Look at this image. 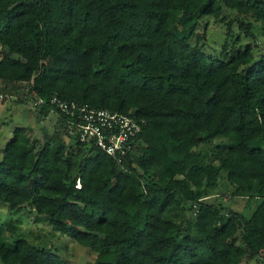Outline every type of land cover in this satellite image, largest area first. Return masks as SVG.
<instances>
[{"label":"trees","instance_id":"trees-1","mask_svg":"<svg viewBox=\"0 0 264 264\" xmlns=\"http://www.w3.org/2000/svg\"><path fill=\"white\" fill-rule=\"evenodd\" d=\"M246 18L264 36V0H0V91L144 121L117 162L68 137L47 101L34 107L60 132L37 145L12 129L0 204L28 203L92 264L264 263V50L224 41L217 58L197 32L202 19L235 20L252 35ZM214 141L209 158L197 150ZM221 171L227 197L257 200L248 216L206 200ZM13 232L0 225V264H70Z\"/></svg>","mask_w":264,"mask_h":264},{"label":"rangeland","instance_id":"rangeland-1","mask_svg":"<svg viewBox=\"0 0 264 264\" xmlns=\"http://www.w3.org/2000/svg\"><path fill=\"white\" fill-rule=\"evenodd\" d=\"M225 16L234 18L233 13L225 14ZM245 20L251 22L252 35H245L243 31L238 29L235 20H233L230 28L220 22L200 20L197 25V32H204L205 34L204 51L220 58L221 44L228 41L229 45L234 47L248 44L254 54L261 53L264 50V36L260 23L249 18ZM0 92L2 93L0 99V158L4 144L9 140L14 127H24L37 145L41 144L43 136L60 132L53 112L41 117L34 114L35 109L29 106L25 88L11 95ZM216 142L214 141L210 145L202 144L197 150L209 158ZM68 149L76 150L72 142L69 143ZM230 190L225 181L224 172L221 171L216 186L211 189V195L206 200L221 202L232 210L248 216L257 200L246 197H227L226 195ZM8 223L14 226V232L9 237V241L19 237L35 246L50 248L54 254L70 264H92L93 262V254L88 249L76 244L69 237L54 231L48 225L46 218L35 213L28 203H24L17 210L10 209L6 204H0V225L5 226ZM247 264L264 263L261 260L259 262V260L251 259Z\"/></svg>","mask_w":264,"mask_h":264},{"label":"built area","instance_id":"built-area-1","mask_svg":"<svg viewBox=\"0 0 264 264\" xmlns=\"http://www.w3.org/2000/svg\"><path fill=\"white\" fill-rule=\"evenodd\" d=\"M30 107L42 106L46 101L67 115V135L79 142L91 144L119 162L135 144L144 121L130 113L104 108L87 107L75 101H63L56 96L46 98L31 91Z\"/></svg>","mask_w":264,"mask_h":264},{"label":"crops","instance_id":"crops-1","mask_svg":"<svg viewBox=\"0 0 264 264\" xmlns=\"http://www.w3.org/2000/svg\"><path fill=\"white\" fill-rule=\"evenodd\" d=\"M54 114V113H53ZM55 115V114H54Z\"/></svg>","mask_w":264,"mask_h":264}]
</instances>
